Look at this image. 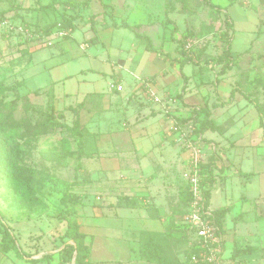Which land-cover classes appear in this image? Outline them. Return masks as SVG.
Instances as JSON below:
<instances>
[{
	"label": "rangeland",
	"instance_id": "rangeland-1",
	"mask_svg": "<svg viewBox=\"0 0 264 264\" xmlns=\"http://www.w3.org/2000/svg\"><path fill=\"white\" fill-rule=\"evenodd\" d=\"M9 1L0 0V87L7 88L0 92V154L5 153L0 159V212L18 236L21 246L24 247L25 242L44 246L65 227V217L61 214L70 212L69 205H62L59 201L64 192L72 193L79 198L73 209L75 217L78 209L88 203L98 204L97 208H103L102 202L95 201L96 196L102 193L113 194V172L109 170L112 169L110 164L113 163V155L110 154L109 149L113 146L109 147V141L101 143L103 139L113 136L111 135L113 129L107 131L102 127V121H95L93 114L86 110L88 107L83 101L81 104L74 103L60 108L55 104L51 90L38 87L42 80L38 78L37 81L36 77H33L38 69L37 62L41 53L59 52L55 57L64 62L68 61L70 65L66 69L70 72L78 65L83 67L85 64L79 63L78 60L85 53L79 48L78 41L71 38L62 41L61 45H55V36L38 38L32 31L20 30L10 24V17L15 12L24 15L27 19L31 17V21L38 25L49 24L59 19L60 14L71 12L66 8L69 4H65L64 0H39L41 5L50 4V7L38 13L31 9L35 4L34 0H14V9L11 10L8 9ZM70 1L82 3L84 0ZM170 1L172 5L167 9L168 14L165 17L164 6ZM212 1L226 8L232 19L233 31L225 27L224 13L210 8L205 0H143L141 3L148 9L144 7L143 17L135 12L133 19L134 26L141 28L139 31L145 29L144 32L154 49H160L159 46L164 44V39H170L169 33L175 27V36L181 42L179 52H182L175 54L179 59L190 58L189 63L180 67L179 60L176 62L178 70L181 68L180 84L184 83L183 79L186 78L182 96L178 95L180 93L176 94V98L173 96L178 91L173 86L172 90L166 91L168 93L161 97L179 99L182 104L181 118L176 117L175 128L172 125L170 129L171 132L180 133L181 142L178 140L176 142L187 155L182 168L185 182L181 188V207L177 210L176 216L167 222L163 233L156 232L157 235L151 238L146 233L154 232L142 231L138 236L135 235L139 238L138 245L135 240L133 243L129 241L131 243L129 246L134 252L139 251L143 264H156L145 261L141 255L147 251L144 247L148 248L151 243L156 248L151 253L159 255V259L177 258L179 261L182 260L183 264H192L188 260V253L192 249L189 247V242L194 237L186 224L187 205L184 204L187 176L191 170L189 162L191 153L184 145L185 139L200 149V159L196 164L199 178L201 175L206 177L207 170H214L218 176L221 174L227 177L225 175L227 169L229 173L223 190L213 195L212 199L214 205L216 204L217 207L225 205L222 208L226 209V213H230V216L225 214L226 220L223 217L221 222L211 220L221 237L222 247V258L214 264H264V128L259 125V114L254 104L242 95L247 93L260 105L264 114V0ZM84 9L82 18L75 20L76 26H83L91 21L88 19V17L91 19L89 7ZM125 19L123 16L122 22L132 21L130 17L127 21ZM14 22L15 25L19 24V19ZM228 35L232 36L230 54L233 62L232 66L221 73L222 66L217 62V58L222 53L224 40ZM48 41L54 44L53 47H45L32 55L31 46L35 44L43 46ZM142 43L145 44V40H142ZM135 48L139 52L138 47ZM95 49V45H91L86 51L91 53ZM98 50L102 53L105 51L102 48ZM110 52L113 53V48ZM158 53L159 51L153 52V54ZM175 54L170 51L168 56ZM55 59L51 58L48 63ZM32 61L34 62L32 67L35 66L36 70L30 69ZM89 65L91 68L99 66L96 62H90L87 66ZM232 89L234 91L230 95ZM188 93L192 95L189 98L191 102L202 99L208 103V108H214L215 117L221 122L217 123L221 126V131L207 130L213 134V138L210 135L204 137L202 133L200 135L197 132L198 124L187 119L191 108L189 103L184 101V95ZM159 99L157 98V101ZM66 102L69 104V100ZM168 102V107L173 110V100L171 104L170 101ZM50 105L57 111L63 112L62 118L55 114L61 122L71 125L77 118L80 126L87 129L89 123L90 128L97 127L93 129L96 132L85 134L79 148L77 137L63 128L52 127L46 122L45 117ZM165 114L173 116L168 112ZM237 121L238 125H236ZM95 122L97 125H93ZM260 135H262L261 140H259ZM254 136L259 141L253 143L252 147L259 148L261 158H254V155L250 160L243 159L240 168L242 172L257 173L255 176H253L254 172L249 177L239 176L237 172L240 169L230 170L231 166L224 165L222 161L224 158L230 159L227 153L236 146V141L240 139V144H243L242 142L249 141ZM211 142L216 144L217 150L216 153L209 151L213 156L209 159L211 161L207 162L204 161L203 151L205 145ZM243 147L248 146L240 145V148ZM8 152L13 156L16 154L19 164L28 172L27 189L21 188L18 180L12 178V171L4 160L8 157ZM212 159L216 161L212 162ZM94 169H105V171L94 173L92 171ZM243 194L247 197L246 200ZM124 196L128 197V195ZM68 201L70 202L69 199ZM128 203L129 206L148 205L144 200ZM207 211L211 213L210 210ZM149 213L153 214V211L150 209ZM236 222L242 226L243 233L238 235L233 250L230 248L228 252L225 250V240L222 235L226 233L225 226L232 235V228ZM1 228L0 225V231ZM113 242L118 243V241ZM97 243L96 246L99 247ZM108 248L105 249L107 252L101 254L111 257L113 250H110L111 246ZM94 249L96 251L93 245ZM118 250L121 253L119 260L127 257L125 255L134 253L124 249ZM7 253L13 257L15 251L10 249ZM11 256L9 259H14ZM128 259L125 264H138L133 256Z\"/></svg>",
	"mask_w": 264,
	"mask_h": 264
},
{
	"label": "crops",
	"instance_id": "crops-1",
	"mask_svg": "<svg viewBox=\"0 0 264 264\" xmlns=\"http://www.w3.org/2000/svg\"><path fill=\"white\" fill-rule=\"evenodd\" d=\"M142 1H90L89 16L91 19L89 17L88 19L91 21L83 26L74 24L72 31H69L70 39L77 40L79 48L85 53L78 60L79 63L85 64L83 67L78 65L74 71H68L66 67L70 63L58 60L59 58L55 57L59 54L57 51H51L49 54L41 53L37 62V70L35 66L32 67L33 61L30 64V69L36 70L33 77H36L37 81L38 78L42 80L38 87L50 89L55 104L60 108L74 103L81 104L83 101V104L88 107L86 110L93 114L92 117L95 121H102V127L107 131L113 129L111 134L113 136H106L107 138L101 142L109 141V147L113 146L109 149L110 154L113 155V163L110 164L112 169H109L113 172V194L102 193L96 196L95 201L102 202L101 207L106 210L97 208L98 204L88 203L78 209L76 216L79 230L84 234V243L89 248L88 264H125L130 256H133L138 264H143L144 261L140 259L139 251L135 253L129 246L131 245L129 241L133 243L135 240L138 245L139 238H136L135 235L138 236L142 231L163 233L167 222L176 216L177 210L181 207V188L185 182L182 168L187 155L182 151L180 144L176 142V140L179 141L180 133L171 132L170 129L172 125L175 128L176 117L181 118L182 104L179 99L161 98L162 95L168 93L166 91L172 90L173 86L178 90L173 95L175 97L177 93H181L182 86L185 84V82L180 84L179 70L181 68L178 70L176 63L181 60L175 54L178 53L175 49L177 46L176 30L172 34L169 33L171 40L164 39V44L162 46L160 44L161 53L153 54L147 50V41L150 44L151 41L144 32L145 29L139 31L141 28L135 27L133 22L135 12L143 17L145 6L141 3ZM167 14L165 3L164 16L166 17ZM123 16L126 21L129 17L132 21L122 22ZM142 40H145L146 43L143 44ZM53 45L50 42L43 46L35 44L31 46L32 55L35 51H40L45 47L50 48ZM91 45H95L96 49L90 53L86 50ZM136 46L139 52L136 51ZM100 48L105 51L100 52L98 50ZM111 48H113V53L110 52ZM170 51H173L175 55L169 57ZM51 58L57 60L48 63ZM90 62H96L99 66L91 68L90 65L87 66ZM179 76L180 78H178ZM111 84L119 86L120 89L112 88ZM190 97L192 95L189 93L184 95V101L189 103L190 108L192 104L198 103L199 107L208 109L209 118L212 121L216 124L221 123L215 117L214 108H208L206 101L200 99L191 102ZM157 98L160 99L157 101ZM67 100H69V104L66 102ZM172 100L173 110L170 106L168 107V101L171 104ZM166 112L173 116H166ZM88 125L86 126L88 132L95 133L96 131L93 129H97V127L92 129ZM93 125H97L96 122ZM236 125H238V121ZM210 133V131H204L202 135L212 137L213 134ZM255 137L242 142L243 144H240V139L238 142L236 141V146L227 153V157L230 159L224 158L222 163L231 166L230 170L238 171L240 169L239 171H242L240 166L243 159L250 160V157L254 155V158L260 159L259 148L252 147L253 143L258 140ZM261 138L262 135L259 140ZM93 144L97 143L93 142ZM240 145L248 147L240 148ZM205 147L204 161L209 162L213 156L212 152L216 153V144L211 142ZM215 161L212 159V162ZM218 167L220 168V165ZM92 171L98 173L105 169ZM225 171H227L225 173L227 177L221 174L218 176L214 170L212 171L213 183L209 186L210 195L207 203V209L210 211L225 206L217 207L212 202L213 195H217L223 190V185L229 178L228 169ZM255 173L257 172H254L253 176ZM121 195H128L131 202L136 201L137 203L144 200L148 205L145 207L141 205L118 206L117 199ZM242 196L245 197V200L247 199L244 194ZM150 209L153 214L149 213ZM229 214L226 213V216ZM224 218L226 220L225 216ZM234 225L232 235L227 226H225L226 233L222 235L225 240V250L228 252L230 248L233 250L235 239L243 233L240 223L236 222ZM64 231L65 227L61 233H58L44 246L25 242L24 250L33 254L37 249L39 252L36 255L20 257L14 253L12 257L8 253L0 252V264H69L63 261L60 252V236ZM113 241H118V243L115 244ZM96 243L99 247L96 246ZM93 245L96 251L93 250ZM109 246L113 253H111V257H106L101 253L107 252L105 249H109ZM118 249L134 253L125 255L127 257L119 260L121 253ZM47 251L53 252L50 258L38 259L43 252ZM10 256L14 259L10 260Z\"/></svg>",
	"mask_w": 264,
	"mask_h": 264
},
{
	"label": "trees",
	"instance_id": "trees-1",
	"mask_svg": "<svg viewBox=\"0 0 264 264\" xmlns=\"http://www.w3.org/2000/svg\"><path fill=\"white\" fill-rule=\"evenodd\" d=\"M91 0H84L82 3L80 2H73L70 0H64L65 4H69L68 7H66L68 9V11L71 12H64L63 14L59 15V19H56L52 22H50L49 24H45V25H38L36 23H34L33 21H31V17L30 19H27L24 17V15L19 14L18 12H15L10 19L13 20V22L10 20V24L14 25L17 28H21L22 30H30L32 31L34 34H36L38 36V38H43V37H50V36H55L56 40H55V45L56 44H60L62 43V41H66L70 39L69 36V31H72L74 24H75V20L77 19H81L82 18V12H84V8L85 7H89V3ZM181 1V0H179ZM207 5L218 11V12H223L224 13V24L225 27L227 29H231L233 31V23H232V19L230 17V15L228 14V12L226 11V8L220 6L219 4L214 3L212 0H205ZM35 4L34 6L31 7V9H33L32 11H37L39 13V11H45L46 9H48L50 7V4H43L41 5L39 3V0H34ZM15 1L14 0H10L9 1V10L14 9L13 5H14ZM172 5V2H168L166 4V11L167 9ZM40 18V17H39ZM19 19V24L15 25V20ZM41 19V18H40ZM168 20V19H167ZM32 25H34L32 27ZM33 28V30H31ZM68 31L66 32L64 35L62 36H57L56 33L59 31ZM176 30V28H173L171 31V34ZM52 39V38H51ZM50 40V39H49ZM232 40V36L228 35L226 36L225 40H224V46L222 49V53L220 54V56H218L217 58V62L219 64H221L222 68L220 70L221 73H223V71L232 66V56L230 54V41ZM180 41L177 40V46H176V51L178 53H182L179 52V45H180ZM58 45V47L61 48V46ZM147 50L149 51H159L160 53L162 52L161 49H154L151 45L150 42L147 41ZM190 62V58L185 57L181 60H179L180 66L184 65L185 63H189ZM181 72V70H180ZM184 82L186 80V78L184 77ZM7 88L5 87H0V92H3L4 90H6ZM232 91H234L233 89L230 92V95H232ZM184 92V85L182 86L181 89V93L178 94L179 96H182V93ZM242 95L249 100L250 102H252L259 114V119H260V127L264 128V114L263 111L260 107V105L255 101L252 100L251 97L247 94V93H242ZM48 112L46 113V122L51 125L52 127H57V128H63L64 130L68 131L72 136L77 137V146L80 148L82 143H83V138L84 135L89 133L88 130L86 128H84L83 126H80L79 121L77 118H75V120L73 121V123L71 125L66 124L64 122H61L60 120H58L57 117H55V114H58L60 118H62V113L60 111H57L53 106H49L48 108ZM208 109L207 108H201L198 105L192 104L191 105V112L189 115V118H187L188 120H192L193 122H195L196 124H198V128H197V132H199V134L203 133L204 131L207 130H212V131H221V126L217 125L214 121H212L210 118H208ZM5 156V153H2ZM2 154H0V159L3 157ZM4 160H6L5 164L6 166L10 167L11 171H12V178H16L20 185L21 188L25 187L26 188V182L29 180L28 177V172L26 171L25 167L21 166L19 164V158L16 157V154L13 156L8 152V157L4 158ZM253 172H242L239 171L237 174L239 176H244V177H249L250 174H252ZM201 175L200 177V187L202 189V193H203V198H204V206L207 207V203H208V199H209V195H210V191H209V186L213 183V177H212V171H208L207 170V175L206 177ZM186 196L184 195V204H186L188 206L189 201L191 199V194L188 190V183L186 184ZM76 197V198H75ZM68 199L70 200V202L68 201ZM60 203L62 205L68 204V209H69V214H61V216L65 217V231L64 233L60 236V247L61 250L60 252L62 253V258L63 261L68 262L69 264H71L72 262V258H73V254L75 252V258H74V263L73 264H88V253H89V248L88 246L84 243V234L79 230V225L77 223L76 217L73 216V209L76 206V201H79L78 196H73L72 193L69 192H64L60 198ZM129 201H131L130 197L127 196H119L117 199V205L118 206H129L130 204L128 203ZM73 206V208H72ZM61 212V211H60ZM226 214V209L224 208H220V209H216L211 211L209 218L212 221H220L223 219V217ZM220 219V220H219ZM217 222V223H218ZM0 225H1V231H0V249L3 253H7L10 249H13L15 251V253L20 256V257H27V256H31V255H36L38 254V250L36 249V251L33 254H29L28 252H26L24 250V247L20 245L19 243V239L18 236L16 235V233L11 229V227L9 226V224L7 223V221L5 220L4 216L1 214L0 212ZM221 226V225H219ZM221 230V227H220ZM148 237L157 235V233H146ZM147 251L144 252V254L141 253L143 259L147 262H153L156 264H183L184 262L182 260H178L177 258H174L173 260H170L168 258H160L159 259V255L156 254H152V251H155L156 248H154V244H150L147 247H144ZM150 249H152L150 251ZM193 250V249H192ZM191 253V250L188 253V260H189V255ZM53 255V252L51 251H47V252H43L40 257L38 259L40 260H46L48 258H50Z\"/></svg>",
	"mask_w": 264,
	"mask_h": 264
},
{
	"label": "built area",
	"instance_id": "built-area-1",
	"mask_svg": "<svg viewBox=\"0 0 264 264\" xmlns=\"http://www.w3.org/2000/svg\"><path fill=\"white\" fill-rule=\"evenodd\" d=\"M22 30L21 28H19ZM68 31H59L57 36H62ZM38 37V36H37ZM49 43V41H48ZM117 90L119 86H114ZM190 155L189 162L191 163V170L187 176L188 190L191 194V199L187 206L186 224L188 230L193 234L194 239L189 242L191 253L189 255V262L192 264H214L222 258L221 237L218 230L209 218L210 213L204 206V198L202 189L200 187V178L196 167L199 161L200 149L191 141H184Z\"/></svg>",
	"mask_w": 264,
	"mask_h": 264
},
{
	"label": "water",
	"instance_id": "water-1",
	"mask_svg": "<svg viewBox=\"0 0 264 264\" xmlns=\"http://www.w3.org/2000/svg\"><path fill=\"white\" fill-rule=\"evenodd\" d=\"M74 258H75V252H74V254H73V258H72V262H71V264L74 263Z\"/></svg>",
	"mask_w": 264,
	"mask_h": 264
}]
</instances>
